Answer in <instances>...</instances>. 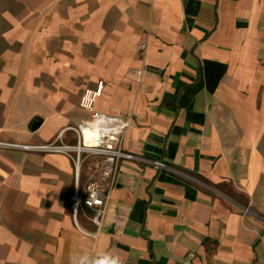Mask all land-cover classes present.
I'll list each match as a JSON object with an SVG mask.
<instances>
[{
  "label": "crops",
  "instance_id": "crops-1",
  "mask_svg": "<svg viewBox=\"0 0 264 264\" xmlns=\"http://www.w3.org/2000/svg\"><path fill=\"white\" fill-rule=\"evenodd\" d=\"M98 81L124 149L187 176L120 162L77 227L100 158L0 148V264H264V223L232 205L264 218V0H0V140L74 144Z\"/></svg>",
  "mask_w": 264,
  "mask_h": 264
},
{
  "label": "built area",
  "instance_id": "built-area-1",
  "mask_svg": "<svg viewBox=\"0 0 264 264\" xmlns=\"http://www.w3.org/2000/svg\"><path fill=\"white\" fill-rule=\"evenodd\" d=\"M141 46L144 47V44ZM135 74L137 80H139L142 70H135ZM102 88L103 82L98 81L94 88H87L81 93L78 102L79 107L89 112L91 117L90 120H85L75 126L69 127L76 135L74 144L59 142L24 144L0 140V148L65 154L76 166H79L84 159L90 156H98L100 158L98 165L99 173L86 182L84 189L81 191L77 183L73 186L70 196V206L76 226V213L81 207L92 211L90 219L93 224L97 227L101 225L110 191L115 185L117 168L120 162L153 166L178 176L186 175L163 160L149 158L124 149L123 138L131 124V116L106 114L97 111L94 105L102 94ZM192 180L198 182L195 178H192ZM232 205L242 215L252 216L264 223V218L253 212L248 206L235 203H232ZM89 234L96 236L95 233Z\"/></svg>",
  "mask_w": 264,
  "mask_h": 264
},
{
  "label": "clouds",
  "instance_id": "clouds-1",
  "mask_svg": "<svg viewBox=\"0 0 264 264\" xmlns=\"http://www.w3.org/2000/svg\"><path fill=\"white\" fill-rule=\"evenodd\" d=\"M103 261H97L96 264H121V261L118 256H114L112 254H104ZM78 264H86V257L82 258Z\"/></svg>",
  "mask_w": 264,
  "mask_h": 264
}]
</instances>
